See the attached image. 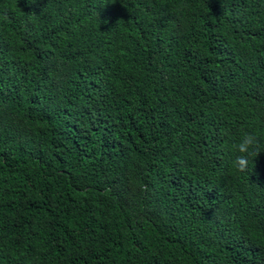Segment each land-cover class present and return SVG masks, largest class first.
Segmentation results:
<instances>
[{"label": "trees", "instance_id": "trees-1", "mask_svg": "<svg viewBox=\"0 0 264 264\" xmlns=\"http://www.w3.org/2000/svg\"><path fill=\"white\" fill-rule=\"evenodd\" d=\"M264 0H0V264H264Z\"/></svg>", "mask_w": 264, "mask_h": 264}, {"label": "clouds", "instance_id": "clouds-1", "mask_svg": "<svg viewBox=\"0 0 264 264\" xmlns=\"http://www.w3.org/2000/svg\"><path fill=\"white\" fill-rule=\"evenodd\" d=\"M233 149L239 153L234 161V166L240 173L248 172L249 166L253 162L251 157H257L261 152H264L259 137L248 132L240 137L239 142L233 145Z\"/></svg>", "mask_w": 264, "mask_h": 264}]
</instances>
